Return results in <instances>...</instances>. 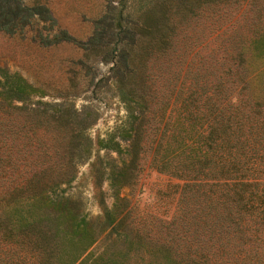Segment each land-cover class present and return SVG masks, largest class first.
I'll return each mask as SVG.
<instances>
[{"label":"trees","instance_id":"1","mask_svg":"<svg viewBox=\"0 0 264 264\" xmlns=\"http://www.w3.org/2000/svg\"><path fill=\"white\" fill-rule=\"evenodd\" d=\"M128 1L105 5L79 42L80 63L92 95L109 84L125 108L121 124L98 140L129 156L119 168L107 157L110 186L135 176L144 147L152 168L179 181L174 210L157 219L155 231L112 224L120 236L89 256L94 222L81 214L79 196L55 190L89 158L91 142L82 131L97 111L43 101L36 87L3 69L0 264H264V0ZM201 6L219 19L211 20L203 52L197 48L186 61L190 48L178 58L176 77L183 65L186 81L164 96L150 72L174 55L173 17L185 20ZM32 24L40 43L74 40L44 5L0 0L1 32ZM109 62L94 82V68ZM113 219L108 210L100 230Z\"/></svg>","mask_w":264,"mask_h":264},{"label":"rangeland","instance_id":"2","mask_svg":"<svg viewBox=\"0 0 264 264\" xmlns=\"http://www.w3.org/2000/svg\"><path fill=\"white\" fill-rule=\"evenodd\" d=\"M22 1L27 4L37 2L44 5L55 26L65 30L74 40L40 43L36 38L38 26L35 24L13 34L0 31V70L5 69L7 72L20 75L27 83L38 89L41 93L38 97L43 101L62 102L76 111L83 106H90L97 111L95 121L82 131L91 142L89 158L78 162L75 165L73 179L60 185L61 190L59 188L55 190V193L62 191L72 198L79 196L82 201L80 213L89 222H94V243L90 246L89 256L96 255L106 244L112 242L114 237L117 238L118 233L112 229V224L125 228L131 225L137 234H141L143 227L148 226L155 231L157 219L168 218L174 210L179 181L152 168L149 164V153L143 147L137 152L135 176L127 183L123 182L116 187L110 186L108 158L119 168L121 161L126 162L129 156H119L112 148H102L98 140L106 139L108 134L114 132V126L121 124L125 108L109 84L100 90L95 98L92 95L94 85L87 86V74L80 63L83 55L79 42L86 40L90 35L93 21L103 13L105 5L108 3L116 5L119 0ZM132 1L138 0H129L128 5ZM198 10L185 20L173 17L174 37L177 41L174 55L170 54L150 72L152 85L164 96L181 79L183 82L186 81L183 65L178 70L179 76L176 77V68L179 69L181 66L180 63L176 64L178 58L180 60L182 54L190 48L192 51L186 56V61L197 48L202 47L200 49L202 51L204 38H210L211 28L214 27L211 20L217 23L219 19L211 16L205 6L199 7ZM219 15L221 10L218 11ZM197 42L200 44L194 46ZM110 65V62L97 64L94 68L96 70L94 82L108 73ZM74 89H78L79 93L72 95ZM157 100L160 105V102L162 103L160 94ZM114 140L119 142L120 147L128 145V141L120 140L116 133ZM108 210L114 213V219L111 224L100 230V222L103 220L104 223V214Z\"/></svg>","mask_w":264,"mask_h":264}]
</instances>
